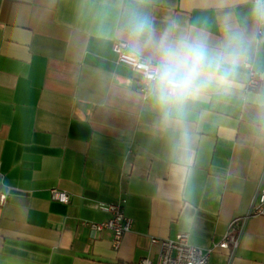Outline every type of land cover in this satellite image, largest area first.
I'll list each match as a JSON object with an SVG mask.
<instances>
[{
    "label": "crops",
    "instance_id": "0c3cea01",
    "mask_svg": "<svg viewBox=\"0 0 264 264\" xmlns=\"http://www.w3.org/2000/svg\"><path fill=\"white\" fill-rule=\"evenodd\" d=\"M121 3L146 13L155 36L175 24L174 37L203 35L213 50L237 29L264 73L254 0H0V264H155L151 238L179 232L212 248L210 264H264V215L248 218L233 251L214 246L264 183V78L248 87L242 64L230 91L208 90L182 128H162L139 75L116 62ZM119 201L132 226L115 250L110 230L81 223Z\"/></svg>",
    "mask_w": 264,
    "mask_h": 264
},
{
    "label": "clouds",
    "instance_id": "9594fccd",
    "mask_svg": "<svg viewBox=\"0 0 264 264\" xmlns=\"http://www.w3.org/2000/svg\"><path fill=\"white\" fill-rule=\"evenodd\" d=\"M252 16L264 20V0H254ZM115 27L126 41L131 57H143L146 48L150 49L148 89L164 129L172 125L182 128L189 104L202 98L208 90L230 91L237 70L248 60L250 41L237 29L226 32L220 50L210 49L203 35L174 37L175 24H170L157 37L151 18L131 3L119 5ZM112 31L101 23L102 38H110ZM187 140L185 130L178 147L186 150Z\"/></svg>",
    "mask_w": 264,
    "mask_h": 264
},
{
    "label": "built area",
    "instance_id": "2783aa9c",
    "mask_svg": "<svg viewBox=\"0 0 264 264\" xmlns=\"http://www.w3.org/2000/svg\"><path fill=\"white\" fill-rule=\"evenodd\" d=\"M264 24V20H261ZM116 53V62L129 66L140 77L141 84L138 90L142 93L149 91L147 76L149 74L148 57L133 58L126 47V42L117 40L113 44ZM248 70V87H254L264 78V73L253 69L250 60L244 63ZM50 198L62 203H67L69 195L66 191L52 187L49 190ZM7 194L0 191V207L7 201ZM100 210L108 213V217L102 221H83L81 224L87 226L92 235L108 229L112 232L111 245L116 250L119 248L123 235L131 229L132 220L124 214L123 204L119 202L100 203ZM264 215V183L259 184L258 189L251 199L245 215L234 218L228 224L227 232L217 244L221 248L232 246V251L237 247L240 235L249 217ZM151 242L158 245V254L155 264H210L209 253L212 248L203 250L188 241L186 232H179L173 238H151ZM139 264H152L149 258H141Z\"/></svg>",
    "mask_w": 264,
    "mask_h": 264
}]
</instances>
